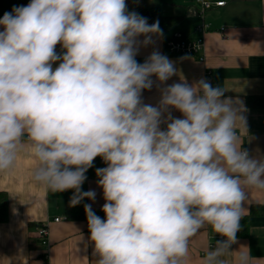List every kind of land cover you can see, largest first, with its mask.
I'll list each match as a JSON object with an SVG mask.
<instances>
[{"label": "clouds", "instance_id": "1", "mask_svg": "<svg viewBox=\"0 0 264 264\" xmlns=\"http://www.w3.org/2000/svg\"><path fill=\"white\" fill-rule=\"evenodd\" d=\"M0 26V174L30 154L33 181L73 190L74 207L95 201L82 185L101 157L105 218L84 204L95 264H185L192 238L209 226L224 239L201 264L264 261L246 246L231 250L249 189L264 191V159L242 148L243 102L204 78L160 88L155 106L142 101L178 74L158 50L136 59L163 37L159 20L149 24L126 0H30Z\"/></svg>", "mask_w": 264, "mask_h": 264}, {"label": "crops", "instance_id": "2", "mask_svg": "<svg viewBox=\"0 0 264 264\" xmlns=\"http://www.w3.org/2000/svg\"><path fill=\"white\" fill-rule=\"evenodd\" d=\"M224 1V5L213 6L206 14L210 29L204 36L206 59L200 61L192 55L174 54L167 45L176 31L181 32L185 39L201 36L196 28L202 19L196 13L194 0H126L129 11L139 13L145 10L148 15L155 9L163 16L180 18L173 29L163 33L161 38L154 36L155 43L141 47L136 56L147 58L152 51L158 50L175 62L178 71L165 84H154L151 90H144L142 101L155 106L160 100V88L180 82L181 78L193 84L201 78L206 79L210 70L212 86L227 89L225 96L239 99L246 109L243 115L247 119L248 135L241 137L244 142L242 148L247 149L250 156L264 159V0ZM28 3L30 0H0V18L14 6H26ZM144 17L151 24L148 16ZM139 39L143 40V37ZM63 51L58 44L56 52L62 55ZM58 64L59 61L53 67ZM152 79L155 81L156 78ZM172 114L182 118L176 110H172ZM36 163L30 154L21 153L16 168L11 173L0 174V192L8 199V218L0 222V264H42L40 257L44 248L37 235V227L41 223L50 229V264H95L98 257L93 255L94 245L89 240L87 223L67 218L65 206L73 190L46 191L32 179ZM106 166L101 157H97L86 172L82 191L96 192L95 201L84 199L92 208H102L105 203L96 169ZM263 204L264 191L249 189V203L245 205L247 213L252 206ZM56 218H60L59 221ZM219 236L210 226L201 230L189 244L185 264H201L205 253L214 248L216 241L224 239H219ZM241 246L248 247L252 257L264 258V216L251 217L247 234L237 233V242L231 250H239ZM232 255L234 253L227 259L231 260Z\"/></svg>", "mask_w": 264, "mask_h": 264}, {"label": "built area", "instance_id": "3", "mask_svg": "<svg viewBox=\"0 0 264 264\" xmlns=\"http://www.w3.org/2000/svg\"><path fill=\"white\" fill-rule=\"evenodd\" d=\"M226 3V1H211V0H194V4L196 5V13L201 17L202 21L197 26V31L201 34L200 37L196 39H185L181 32H174L172 38L168 41L167 45L171 52L174 54H182V55H192L198 58L200 61H205L206 59V40L205 34L210 29V25L206 22V14L213 6H222ZM208 5V6H205ZM222 35H224V28L221 29ZM206 80L211 83V71L208 70L206 73ZM103 161V159L101 158ZM104 162V161H103ZM60 218H56V221H59ZM37 235L41 241V245L43 246V251L41 253V262L42 264H50V254H49V235L50 229L47 224H39L37 227ZM224 237L219 236V239H223Z\"/></svg>", "mask_w": 264, "mask_h": 264}, {"label": "trees", "instance_id": "4", "mask_svg": "<svg viewBox=\"0 0 264 264\" xmlns=\"http://www.w3.org/2000/svg\"><path fill=\"white\" fill-rule=\"evenodd\" d=\"M150 11L151 13L147 15L145 10H140L139 14L142 16H148L151 23H154L156 20H159L160 28L163 30V33H166L169 30L173 29L180 21L179 17L163 16L159 10L152 9ZM136 59L139 63H143L146 57H136ZM69 201L70 200L67 201L65 206L67 218L70 220H82L87 223V218L84 211V204H87L86 200L81 201L79 205L74 207L70 206ZM92 209L96 213V215H98L102 219L105 218V214L101 210L102 208L99 209L92 208ZM253 216H264V204L254 205L251 207L250 211L240 222L241 230L238 232V234L243 235L248 233L250 219ZM7 218H8V199L3 192H0V222L6 221ZM87 229H88V224H87ZM38 241L41 243L39 237H38Z\"/></svg>", "mask_w": 264, "mask_h": 264}, {"label": "water", "instance_id": "5", "mask_svg": "<svg viewBox=\"0 0 264 264\" xmlns=\"http://www.w3.org/2000/svg\"><path fill=\"white\" fill-rule=\"evenodd\" d=\"M148 14H149V12H148Z\"/></svg>", "mask_w": 264, "mask_h": 264}]
</instances>
